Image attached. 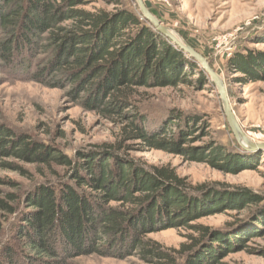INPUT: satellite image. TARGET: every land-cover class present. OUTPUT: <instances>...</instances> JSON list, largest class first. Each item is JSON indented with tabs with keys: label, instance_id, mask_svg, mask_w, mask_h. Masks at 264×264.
<instances>
[{
	"label": "trees",
	"instance_id": "obj_1",
	"mask_svg": "<svg viewBox=\"0 0 264 264\" xmlns=\"http://www.w3.org/2000/svg\"><path fill=\"white\" fill-rule=\"evenodd\" d=\"M87 1L0 0V71L21 68L27 80L60 89L68 102L118 126L113 142L78 148L72 155L24 132L0 129V157L36 165L41 179L33 190L21 187L0 199V264H71L70 259L94 253L131 255L143 264H229L222 258L234 245L221 244L219 236L254 221L264 212V198L218 184L224 195L237 189L248 200L221 206L223 196L220 208L208 211L239 212L224 228L193 224L202 215L205 191L210 197L215 188L191 187L169 166H147L129 156L163 150L235 171L227 146L211 139L194 144L200 133L210 135L208 126L191 128V118L174 109L151 130L141 112L140 88L175 86L188 75L204 84V71L136 8L88 10ZM252 52H236L231 61L242 63ZM259 71L243 70L245 76ZM175 227L195 235L178 250L146 237ZM254 229H245V236L259 235Z\"/></svg>",
	"mask_w": 264,
	"mask_h": 264
},
{
	"label": "rangeland",
	"instance_id": "obj_2",
	"mask_svg": "<svg viewBox=\"0 0 264 264\" xmlns=\"http://www.w3.org/2000/svg\"><path fill=\"white\" fill-rule=\"evenodd\" d=\"M87 2L84 8L88 10L100 8L114 12L121 6L137 9L134 0ZM144 2L149 4L163 25L179 35L180 32L186 34L195 45L194 49L207 59L210 67L223 79L231 108L242 130L252 139L264 142V0ZM249 49L253 50L249 59L242 63L231 61V56L236 52L244 53ZM183 68L190 72L188 66L184 65ZM197 68L201 69L198 64ZM244 68L260 71L255 72L257 75L251 73L245 76ZM239 70L241 71L238 72ZM26 76L21 68L0 71V129L24 132L38 141L53 143L68 155H72L78 148L115 140L118 126L112 121L81 105L68 102L60 89H51L29 81ZM204 78V84L201 78L188 75L175 86L140 88L141 112L146 116L148 129L151 130L168 120V111L174 109L191 118L189 127L192 128L195 124L198 127L208 126L205 130H210V135L200 133V140L194 144L200 145L211 139L227 146V161L235 171H223L207 163L190 161L163 150L133 151L129 156L147 166L167 165L191 187L206 185L205 190L215 188L214 193H209L210 197L208 191H205L200 203L199 213L202 215L191 223L221 229L239 213L230 208L216 212L223 196L225 199L221 206L241 204L248 198L243 197L242 192L237 189L229 190V196L224 195L226 193L218 184L246 188L264 198V151L241 152L235 147L238 144L226 123L215 86L205 72ZM35 168L36 165L25 160L0 157V199H5L6 193L18 192L21 187L33 190L41 180L36 176ZM201 196L202 194L199 198ZM210 209L216 210L208 213ZM263 213L249 224L219 236L221 244L234 245V249L222 258L223 261L229 264H264ZM1 214L3 212L0 210ZM254 228L260 230V234L247 238L245 229L253 231L256 230ZM189 235L194 233L175 227L149 232L146 237L167 248L178 250L181 244L189 241ZM70 261L71 264H143L131 255L119 258L98 253L78 256ZM18 264L24 262L20 260Z\"/></svg>",
	"mask_w": 264,
	"mask_h": 264
},
{
	"label": "water",
	"instance_id": "obj_3",
	"mask_svg": "<svg viewBox=\"0 0 264 264\" xmlns=\"http://www.w3.org/2000/svg\"><path fill=\"white\" fill-rule=\"evenodd\" d=\"M134 4L138 9L142 18L148 21L161 35L167 38L174 46L178 47L196 62L205 74L210 78L216 88V93L221 104V109L225 117L226 123L233 135L239 148L243 151H264V142L256 141L246 134L240 127L234 112L231 108L230 101L226 92L223 79L208 64L207 59L197 52L192 45L188 43L181 35L162 22L149 10L144 0H134Z\"/></svg>",
	"mask_w": 264,
	"mask_h": 264
},
{
	"label": "bare ground",
	"instance_id": "obj_4",
	"mask_svg": "<svg viewBox=\"0 0 264 264\" xmlns=\"http://www.w3.org/2000/svg\"><path fill=\"white\" fill-rule=\"evenodd\" d=\"M215 92H216V88H215Z\"/></svg>",
	"mask_w": 264,
	"mask_h": 264
}]
</instances>
